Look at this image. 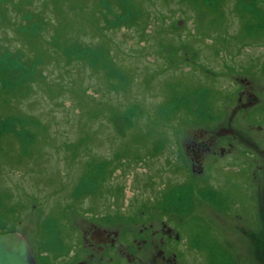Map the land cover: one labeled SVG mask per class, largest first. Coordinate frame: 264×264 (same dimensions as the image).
Instances as JSON below:
<instances>
[{"label":"rangeland","instance_id":"obj_1","mask_svg":"<svg viewBox=\"0 0 264 264\" xmlns=\"http://www.w3.org/2000/svg\"><path fill=\"white\" fill-rule=\"evenodd\" d=\"M123 1L137 14L133 22H125L127 12L118 15V25L98 22L105 39L87 28L89 0H59L57 14L46 0L3 4L0 75L20 61L6 51L17 49L32 61L34 53L15 30L29 12L43 13L49 24L57 18L54 26L81 44L76 57L87 66L61 58L38 63L28 92L11 95L9 103L0 99V230L20 234L39 253L54 242L48 218L59 221L74 242L90 222L138 227L132 216L172 188L162 181L175 174L169 164L177 163L181 141L199 130L230 126L248 142L251 137L256 149L233 141L228 157L203 180L219 187L227 182L216 200L227 197L232 214L213 210L207 194L193 203L189 187L175 194L191 205L183 209L180 228L184 263L259 264L250 238L264 228V177L256 168L264 155V0ZM246 11L254 12L252 20ZM109 25L114 27L105 30ZM43 32L50 41L52 31ZM100 45L112 48L113 62L95 68ZM41 48L52 52L51 46ZM241 78L258 103L231 114ZM9 115L32 120L28 134L22 120L16 130L22 137L16 138L13 122L4 119ZM224 162L231 166L220 172Z\"/></svg>","mask_w":264,"mask_h":264},{"label":"flooded vegetation","instance_id":"obj_2","mask_svg":"<svg viewBox=\"0 0 264 264\" xmlns=\"http://www.w3.org/2000/svg\"><path fill=\"white\" fill-rule=\"evenodd\" d=\"M239 83L231 114L252 109L258 103L255 94L249 90L248 82L241 78ZM245 138L246 136H240L239 132L234 131L230 126L214 131L199 130L189 134L177 148L179 152L174 157L177 163L169 164L175 168L173 178L162 181L163 188L167 185H171L172 188L167 189L166 193L158 194L156 198L153 197L157 201L153 200L146 212L141 211L132 216L139 223L141 222L140 226L113 229L112 225H107L105 222L102 224L90 222L85 228H81L76 242L70 239V235L62 233L54 237V242L46 247L43 244L44 248L41 247L39 253L36 250V252L32 251L35 264H185L187 245L180 228L184 223L183 209L185 206L190 208L191 205L184 202L181 190L185 187L190 188L193 203L197 198L200 200L199 196L195 198L196 195L207 194L212 198L210 203L216 205L213 210L232 214L227 197L216 200L217 196L219 198V194L226 190L227 182H224L223 187H219L220 183L210 182V184L203 180L217 161L228 157L233 148V141L237 140L256 149L251 137L249 142ZM230 166V163L224 162L217 169L220 172H227ZM256 168L264 177V155ZM174 188L177 192L169 195ZM180 191L182 193L180 196L175 195ZM104 218L108 220L106 215ZM263 220L264 216L260 221ZM250 240L256 250L255 260L257 263L260 261L259 264H264V228L261 226L257 236H252ZM254 245H257L256 249ZM190 246L193 247L192 250H197L196 244L191 243ZM258 247L261 254L257 252Z\"/></svg>","mask_w":264,"mask_h":264},{"label":"trees","instance_id":"obj_3","mask_svg":"<svg viewBox=\"0 0 264 264\" xmlns=\"http://www.w3.org/2000/svg\"><path fill=\"white\" fill-rule=\"evenodd\" d=\"M12 1H13V7H14L15 1H18V0H15V1L14 0H0V22H7V17L2 14L3 4L4 5L11 4L10 2H12ZM125 1H127V0H125ZM89 2H90V7H91V13L89 14L90 18H88L87 28H88V30L95 33V35L98 34V36L102 37L103 39H105L106 36H104L103 33H101V30L98 27H96L98 22H103L104 23L103 25H108L109 22H116V23L119 21L123 22L122 19L118 16L120 13L122 14L123 12H127V14L129 15L128 20L125 19V22L126 21L133 22V18L137 14V11H135V10L130 11V9L127 8V5L129 6L130 3L125 5L126 2H124L123 0H89ZM46 3L52 5V10H53V13L55 14L56 13L55 11L58 10L59 0H46ZM132 8H134V7H132ZM240 13H239V15H240ZM58 14H59V11H58ZM246 14L252 20V17L254 16V12L246 11ZM251 14H252V16H251ZM42 16H43V13L41 14L38 12H36V13L29 12L28 14H24V17L22 16L23 22L21 23L23 26L20 28H19V26L15 28V30L17 31L21 41L26 46H28L34 54L32 55V58H31L32 61L30 63L29 61L28 62L26 61V58H24L17 49H15L14 51H6L5 52V54L9 52V57H11L13 55L20 60V61H17V63H18L17 68H15L14 70L4 69L2 74L0 75L1 78L5 80L6 87L10 86L14 90V91L10 92L6 87H3L0 89V99H1V101H5V103H9L11 95H14L16 97L19 94H25L26 91L28 92L27 85L30 82H32L33 79L35 78V76L37 75V73H38L37 67L38 66L40 67L41 64L43 65V63L47 60L52 59V61H57V59L61 58V60L66 61V63H71V64H75V65L77 63H80L81 61H83L82 65L87 66V60L86 59L84 60L82 58L76 57V54L78 53V48L81 49V44L79 42H77L76 39H72V38L68 37L69 31L67 29H65V33H61V30H60L59 26L57 25V23L54 26V23L57 22V18H56V21L54 20L55 22H50V24H49V22H47V21L45 22L43 20L44 18ZM144 16H148V12L146 14H143V16L140 20H142L144 18ZM8 22H10V21H8ZM42 22H44V24H42ZM39 24H40V26H39ZM118 24L119 23H117V25ZM33 25L35 28V32L32 30ZM24 26H26L27 29H23ZM119 26L123 28L125 25H123V23H121ZM113 27L114 26H110V25L106 26L105 30L109 31ZM44 30L45 31H48V30L52 31L51 36L49 37L50 41L49 40H46V41L43 40L44 33H45V32H43ZM38 31H39V33H38ZM106 41L111 44V42L108 40V38ZM46 46H49V47L51 46L52 52H47L45 49L41 48V47L46 48ZM98 49L100 50L99 51L100 57L96 61V65L94 64L96 66L95 68H97L99 65L102 66L103 62L105 63L106 60L109 61L108 63L113 62V59H112L113 54H111V56L109 54V51H111V53L113 51L110 46L106 47V46L100 45V47ZM103 56H104V59H103ZM108 56H110V59H108ZM38 63H39V65L36 66ZM29 67H31V68H29ZM5 118H6V120H10L13 122L11 132L13 135L16 136V138L22 135L21 131H16L18 129L17 126H20V122L22 120H24V125H25V132L24 133L25 134H28V131L31 128V126L29 124H33V121L30 120L29 118L25 117V116L19 117V116L9 115V116L4 117V119ZM0 119H1V117H0ZM21 137H20V139H21ZM160 139H162V138H160ZM24 146H26L24 151H27L26 149L28 148V146L23 145V147ZM161 149H162V147H161ZM159 150H160V148H159ZM184 210H187V209L184 208ZM48 219H49V222L52 221V223H53L51 227H52V231H53L52 234L54 235V237H56V236L58 237L59 234L61 235L62 231H61V228L59 229V226H60L59 221L53 220L52 218H48ZM0 227H3V229H5L4 224H1ZM9 232H11V231H9L8 229L0 230V234L9 233Z\"/></svg>","mask_w":264,"mask_h":264},{"label":"water","instance_id":"obj_4","mask_svg":"<svg viewBox=\"0 0 264 264\" xmlns=\"http://www.w3.org/2000/svg\"><path fill=\"white\" fill-rule=\"evenodd\" d=\"M0 264H35L32 250L20 234H0Z\"/></svg>","mask_w":264,"mask_h":264}]
</instances>
